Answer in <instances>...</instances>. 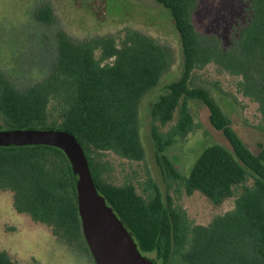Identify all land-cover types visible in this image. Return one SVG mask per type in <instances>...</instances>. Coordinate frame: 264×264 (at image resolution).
<instances>
[{"label":"trees","instance_id":"1","mask_svg":"<svg viewBox=\"0 0 264 264\" xmlns=\"http://www.w3.org/2000/svg\"><path fill=\"white\" fill-rule=\"evenodd\" d=\"M242 1L244 12L221 38L214 28L218 22L208 21L210 28L198 19L201 0H158L170 9L180 35V75L171 72L174 49L139 30L129 31L120 45L110 34L74 39L50 0L33 11L36 23L52 29L43 78L19 88L0 67V130L62 129L75 135L99 192L156 264H264V145L253 152L233 129V96L218 97L191 78L195 68L211 62L241 76L240 91L259 104L264 118V0ZM196 101L206 105L224 141L188 146L182 139L197 127ZM176 112L177 121L162 132L160 125L172 122ZM146 130L168 191L151 182L144 196L133 183L102 180L92 149L143 160ZM173 145L186 148L183 169L168 154ZM76 181L59 147L0 145V188L14 192L16 211L53 226L59 238L83 246L96 264L82 232ZM173 183L177 193L200 191L217 205L235 197V206L208 225L196 224L175 204ZM0 264L22 263L0 250Z\"/></svg>","mask_w":264,"mask_h":264},{"label":"rangeland","instance_id":"2","mask_svg":"<svg viewBox=\"0 0 264 264\" xmlns=\"http://www.w3.org/2000/svg\"><path fill=\"white\" fill-rule=\"evenodd\" d=\"M50 1L60 16L62 27H65L76 40L88 38L96 33L110 34L120 45L129 31L139 29L149 35H151L150 31L155 33L157 36L153 37L158 42L173 48L174 52L176 43L180 42V35L173 24L170 9L164 7L158 0H70L69 6L73 10L76 7L73 2L79 4L77 20L80 22L85 19L89 26L85 35L73 30L77 28L73 27L72 16L64 3L65 0ZM201 1L202 6L199 9L201 15L198 19L202 20L203 26L206 27L208 24L210 28L213 26L208 21L213 24L218 22L214 28L220 33L221 38H224L225 35L222 33L226 31L236 14L244 12L246 7L242 0ZM22 2V0H0V54L5 59L7 55L13 54L12 63H0V67L19 88L39 81L43 78L44 72L46 73L43 64L49 59L46 47L50 44L46 42V35L52 31L51 28L36 23L33 20V12L28 13L29 23L24 24L28 25V33L32 34L26 36L25 49L20 55L21 44L15 39L16 34L8 25L9 23L16 25L17 20L19 22L23 18L28 19L27 11L24 14L21 12L19 16L12 15L14 6ZM88 8H90L89 12ZM166 32L170 33V36H165ZM31 38L33 45H30ZM98 55L99 51H97ZM191 78L196 83L207 85L218 92V97L235 98L236 104L231 111L232 127L251 150L258 153L264 145V132L257 128H264V118L259 110V104L240 91L239 83L242 77L230 74L211 62L201 68H195ZM195 108L197 127L187 137L182 138L187 145L192 146L198 141H224L221 132L212 125L206 105L202 101H196ZM57 114L58 111L53 112V115ZM177 118L178 112L175 113L172 122L160 125V130L162 132L169 130ZM145 133L147 154L143 160L122 157L111 150L92 149L91 154L96 158L102 180L115 185L133 183L138 193L144 196L146 191L152 189L151 182L157 183L163 192L168 191V184L157 161L154 143L147 130ZM182 145H173L168 149V154L179 169H183V159L187 155L186 148ZM175 188L177 184L173 183L170 193L174 197L175 204L183 207L196 224L208 225L215 216L224 214L235 206V197L227 198L217 205L200 191H195L191 195L184 192L179 194ZM76 244L68 245L64 239L59 238L53 226L34 220L28 213L17 212L14 207V192L0 188V250H7L12 259L22 264H94L83 246L78 248Z\"/></svg>","mask_w":264,"mask_h":264},{"label":"water","instance_id":"3","mask_svg":"<svg viewBox=\"0 0 264 264\" xmlns=\"http://www.w3.org/2000/svg\"><path fill=\"white\" fill-rule=\"evenodd\" d=\"M154 37L157 35L150 31ZM177 40V39H175ZM171 72L182 70L180 42ZM46 144L61 148L77 175L76 191L82 232L96 264H156L144 255L124 222L99 192L86 152L72 133L62 129H2L1 146Z\"/></svg>","mask_w":264,"mask_h":264},{"label":"flooded vegetation","instance_id":"4","mask_svg":"<svg viewBox=\"0 0 264 264\" xmlns=\"http://www.w3.org/2000/svg\"><path fill=\"white\" fill-rule=\"evenodd\" d=\"M22 1L23 2L21 4H19L17 6H14L12 15L13 14H17L19 16V14H21V12L24 14L27 11V17H28V13H32L35 10L34 9L35 7L36 8L37 7H41L44 4H46L47 0H22ZM69 1L70 0H65L64 3H65L67 9L69 10V12H70V14L72 16V23L74 24L73 27L77 28V29H73V30L75 32H77L78 34H81V35L82 34H84V35L87 34L88 33L87 28L89 26H87V24L85 22V19L84 20L82 19L83 21H80V22H79V20H77V15L76 14L79 11V4L76 1L73 2V5L76 6L75 9L73 10L71 8V6H69ZM89 10H90V8H88V12H89ZM85 11L86 10L84 9V13H85ZM20 21H19L20 22L19 23L18 20H17L16 25H12V23H9L8 26H9L10 29L14 30V34H16V35H14V37L21 44V49H20L21 50L20 51V55H21L22 52L25 49V44H26V41H27L26 40V36L29 34L28 33V31H29L28 30V25L24 24V23H27V22L29 23V17L26 20H25V18H23ZM123 23H125V22H123ZM118 24H122V23H118ZM113 25H115V24H113ZM136 30H139V29H136ZM139 31H141V30H139ZM141 32H143V31H141ZM143 33H145V32H143ZM102 35H108V34H98V33H96L94 35H90V37H88V38L81 39V41H86V40H88L90 38L98 37V36H102ZM167 35L170 36V33L166 32L165 36H167ZM11 52L13 53V51H11ZM12 57H13V54H10V55H7V59H5L0 54V63H6L7 62V63L11 64L12 63L11 61L13 60Z\"/></svg>","mask_w":264,"mask_h":264}]
</instances>
